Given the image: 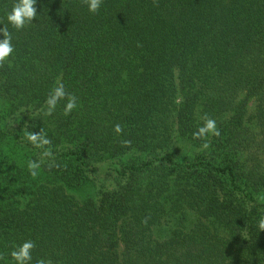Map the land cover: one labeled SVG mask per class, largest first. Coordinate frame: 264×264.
<instances>
[{
	"label": "trees",
	"instance_id": "obj_1",
	"mask_svg": "<svg viewBox=\"0 0 264 264\" xmlns=\"http://www.w3.org/2000/svg\"><path fill=\"white\" fill-rule=\"evenodd\" d=\"M35 7L0 67V264L27 240L31 264H264V0ZM58 78L78 106L44 116ZM40 129L59 167L33 179Z\"/></svg>",
	"mask_w": 264,
	"mask_h": 264
},
{
	"label": "clouds",
	"instance_id": "obj_2",
	"mask_svg": "<svg viewBox=\"0 0 264 264\" xmlns=\"http://www.w3.org/2000/svg\"><path fill=\"white\" fill-rule=\"evenodd\" d=\"M37 0H15L10 11L6 13L7 23L0 27V34L3 35V39H0V67H3L5 62L14 52L12 44V34L9 32V25L12 28L19 31L25 28L26 25L31 24L37 16V8L35 7ZM88 8V11L92 14L99 12L103 0H82ZM155 5L156 0H153ZM61 101H65L63 108V115L68 116L74 109L77 108V97L66 91L63 82L58 78L55 87L49 92L46 100L45 107L41 110L44 116H51L55 112L58 104ZM203 123L192 134L193 139L202 140L200 150L204 151L210 148V136L219 137L220 130L217 127L216 121L205 114L202 117ZM113 131L120 135L123 132V127L120 124L114 125ZM24 139L32 145L33 148L40 150V158L38 160H29L27 162V169L33 179L39 175V170L43 164L47 161H51L48 164L49 168L55 166L54 155L50 147L52 141L47 137V134L40 129L39 132L25 131ZM122 146L130 147V140H122ZM259 201L264 202V196L258 197ZM146 223V221H144ZM257 228L259 232H264V215H262L257 221ZM36 247L35 242L32 240L24 241L22 244L17 245L10 252V256L15 264H31L33 259L32 251ZM4 254H0V260H4ZM36 264H52L50 259L45 260L43 258L38 259Z\"/></svg>",
	"mask_w": 264,
	"mask_h": 264
}]
</instances>
